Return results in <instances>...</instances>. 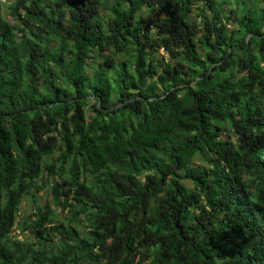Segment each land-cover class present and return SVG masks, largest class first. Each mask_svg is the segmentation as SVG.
Returning <instances> with one entry per match:
<instances>
[{
    "label": "trees",
    "instance_id": "1",
    "mask_svg": "<svg viewBox=\"0 0 264 264\" xmlns=\"http://www.w3.org/2000/svg\"><path fill=\"white\" fill-rule=\"evenodd\" d=\"M0 264H264V0L0 3Z\"/></svg>",
    "mask_w": 264,
    "mask_h": 264
},
{
    "label": "rangeland",
    "instance_id": "2",
    "mask_svg": "<svg viewBox=\"0 0 264 264\" xmlns=\"http://www.w3.org/2000/svg\"><path fill=\"white\" fill-rule=\"evenodd\" d=\"M234 5V4H232ZM157 16H154L153 19H156ZM230 28H234V25L229 26ZM161 54H163V51H161ZM36 200L40 205H45L50 202V195L49 191L44 187L40 192L37 193ZM34 203L32 199H25L22 202V207L20 211V217H23L30 213V211L33 209ZM22 236L20 235L19 238ZM24 238V237H23Z\"/></svg>",
    "mask_w": 264,
    "mask_h": 264
},
{
    "label": "built area",
    "instance_id": "3",
    "mask_svg": "<svg viewBox=\"0 0 264 264\" xmlns=\"http://www.w3.org/2000/svg\"><path fill=\"white\" fill-rule=\"evenodd\" d=\"M9 2V0H0V3L1 4H6V3H8Z\"/></svg>",
    "mask_w": 264,
    "mask_h": 264
}]
</instances>
